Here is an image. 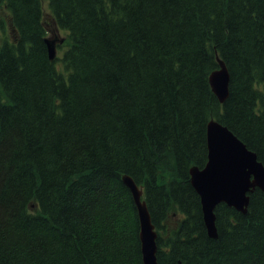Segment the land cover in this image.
Segmentation results:
<instances>
[{"label":"trees","instance_id":"16d2710c","mask_svg":"<svg viewBox=\"0 0 264 264\" xmlns=\"http://www.w3.org/2000/svg\"><path fill=\"white\" fill-rule=\"evenodd\" d=\"M0 8V264H143L125 175L143 187L158 264H264V191L246 214L218 205L215 239L190 182L211 120L264 165V0ZM48 17L66 34L54 59ZM217 57L224 104L209 84Z\"/></svg>","mask_w":264,"mask_h":264},{"label":"water","instance_id":"95a60500","mask_svg":"<svg viewBox=\"0 0 264 264\" xmlns=\"http://www.w3.org/2000/svg\"><path fill=\"white\" fill-rule=\"evenodd\" d=\"M56 41H45L50 59L56 56ZM209 83L214 95L224 104L229 97L230 74L223 61L219 60V68L210 74ZM207 149V163L202 168L194 166L190 169V182L200 197L208 233L216 237L215 207L224 202L246 213L252 189L257 186L264 191V165L253 151L217 120L207 124ZM123 183L137 208L143 263L158 264L157 232L143 199V188L128 175L123 177Z\"/></svg>","mask_w":264,"mask_h":264},{"label":"rangeland","instance_id":"374dc122","mask_svg":"<svg viewBox=\"0 0 264 264\" xmlns=\"http://www.w3.org/2000/svg\"><path fill=\"white\" fill-rule=\"evenodd\" d=\"M0 15H4L5 17H7L8 16V14H7V12L4 10V9H1L0 8ZM48 20H49V22H50V25H49V27H48V29H49V37H50V39L56 34V33H58L61 37H66V34L63 32V31H60L57 27H56V25L55 24H53L51 21H50V18L48 17ZM178 223V220H177V218H176V216H171L170 218H169V220H168V224H169V226L170 227H174V226H176V224ZM208 234V233H207ZM209 236V235H208Z\"/></svg>","mask_w":264,"mask_h":264},{"label":"bare ground","instance_id":"6f19581e","mask_svg":"<svg viewBox=\"0 0 264 264\" xmlns=\"http://www.w3.org/2000/svg\"><path fill=\"white\" fill-rule=\"evenodd\" d=\"M51 37V36H50ZM57 38V37H56ZM66 38V37H65ZM57 42V41H56ZM219 60H221L220 58H218L217 57V63H218V66H219ZM222 61V60H221ZM210 77V76H209ZM210 84V83H209ZM211 87V86H210ZM252 151V150H251ZM255 153V152H254ZM256 154V153H255ZM257 155V154H256ZM260 189L259 187H255V188H253L252 189V191H251V193L252 192H254L255 191V189ZM261 190V189H260ZM199 196V195H198ZM249 196H250V194H249ZM200 198V197H199ZM250 202V201H249ZM200 203H201V200H200ZM220 204H226L227 206H229V207H232V208H234V209H236L234 206H230V205H228L227 203H224V202H221V203H219V204H217V206L218 205H220ZM217 206L215 207V209L217 208ZM248 206H249V204H248ZM215 209H214V214H215ZM201 210H202V204H201ZM237 211H239L238 209H236ZM248 211V210H247ZM240 212V211H239ZM242 213V212H241ZM247 213V212H246ZM246 213H243V214H246ZM202 214H203V211H202ZM215 217H216V215H215ZM203 219H204V214H203ZM204 223H205V226H206V229H207V225H206V222H205V219H204ZM215 223H216V221H215ZM157 232V231H156ZM207 233H208V229H207ZM216 233H217V236L216 237H211L210 235H209V233H208V235H209V237L210 238H218V232H217V227H216ZM157 238H158V233H157ZM141 242V241H140ZM141 253H142V245H141ZM142 260H143V254H142ZM144 264V263H143Z\"/></svg>","mask_w":264,"mask_h":264}]
</instances>
